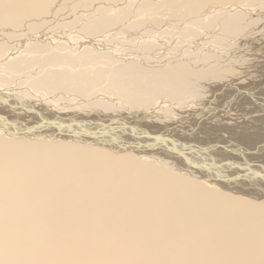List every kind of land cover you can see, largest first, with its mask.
<instances>
[{"label": "bare ground", "instance_id": "1", "mask_svg": "<svg viewBox=\"0 0 264 264\" xmlns=\"http://www.w3.org/2000/svg\"><path fill=\"white\" fill-rule=\"evenodd\" d=\"M262 71L264 0H0V264H264Z\"/></svg>", "mask_w": 264, "mask_h": 264}, {"label": "rangeland", "instance_id": "2", "mask_svg": "<svg viewBox=\"0 0 264 264\" xmlns=\"http://www.w3.org/2000/svg\"><path fill=\"white\" fill-rule=\"evenodd\" d=\"M214 1V0H213ZM215 1H217V0H215ZM219 1V0H218ZM258 69H262V66H258ZM261 75V76H260ZM258 76V75H257ZM264 76V71H262L261 73H259V76H258V78H260V79H262V78H264L263 77Z\"/></svg>", "mask_w": 264, "mask_h": 264}]
</instances>
